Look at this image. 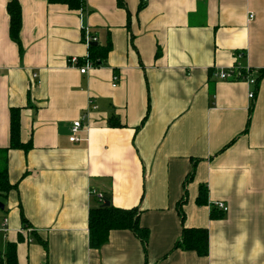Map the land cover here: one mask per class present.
<instances>
[{
	"label": "crops",
	"instance_id": "1",
	"mask_svg": "<svg viewBox=\"0 0 264 264\" xmlns=\"http://www.w3.org/2000/svg\"><path fill=\"white\" fill-rule=\"evenodd\" d=\"M90 37L111 48L81 74L68 61L86 62ZM236 64L264 70V0H0V150L11 109L30 147L7 154L0 255L13 243L18 264H264V76L254 89L214 77ZM98 195L139 211L146 251L127 230L89 248ZM182 228L207 230V257L174 249Z\"/></svg>",
	"mask_w": 264,
	"mask_h": 264
},
{
	"label": "trees",
	"instance_id": "2",
	"mask_svg": "<svg viewBox=\"0 0 264 264\" xmlns=\"http://www.w3.org/2000/svg\"><path fill=\"white\" fill-rule=\"evenodd\" d=\"M50 4H61L67 6L70 10L77 11L85 8V0H48ZM119 7H123L119 2ZM7 13L9 16V38L18 47L20 55L22 48L19 41V33L21 28V12L20 7L16 2H10L7 5ZM110 45L100 46L97 43L89 45V54L86 62L92 64L94 67L103 63L110 51ZM82 65V61H78ZM264 76V70L257 78L258 81ZM250 116V114H249ZM19 109H11L10 111V147L9 149L0 150V195L5 196L10 192L14 186L9 183L7 171V154L9 150H23L27 152L29 145H23L19 139ZM112 120V119H111ZM249 124V122H248ZM109 126L115 127L114 124L109 123ZM190 175L186 178V182ZM199 195L196 199L197 205L206 204V189L204 186L199 187ZM186 193L183 194L178 207L181 221L184 219V214L181 212L180 206L184 204ZM97 205L90 208L88 214V236L89 248L97 250L101 248L107 241L109 234L113 231L127 230L131 231L134 236L140 241L144 251L148 242L149 232L146 228L139 225V211L137 209L124 211L114 208L110 204V200L103 198L102 201L97 200ZM104 203H108L104 206ZM215 218L211 214V219ZM175 250L185 252H192L200 258L208 255V233L207 230L201 228H182L180 239L174 246ZM0 264H18L16 257V244L8 243L6 251L0 255Z\"/></svg>",
	"mask_w": 264,
	"mask_h": 264
},
{
	"label": "built area",
	"instance_id": "3",
	"mask_svg": "<svg viewBox=\"0 0 264 264\" xmlns=\"http://www.w3.org/2000/svg\"><path fill=\"white\" fill-rule=\"evenodd\" d=\"M91 43H96V39L94 37L88 38L87 44L90 45ZM68 64L71 66L77 67L81 74L86 73L91 67H93L92 64H90L88 62H84L81 66H78L79 65L78 59H76V58H71L68 61ZM32 77H33V79L37 78L36 75H33ZM214 77L221 80V81L245 82V83H247V85H249V87H251V89H254L257 87V78L253 75V71H251L250 69L240 68L237 64L230 67V68L221 69V70L215 72ZM117 81H118V77H116V76L113 77V85L115 83H117ZM38 84H40V83L38 82ZM248 97H249V99H253L254 91L250 92ZM85 119H86V116H83L79 120L75 121L72 124L71 136L69 138L70 143H77V142L81 141L78 138V133L83 128V124H84ZM97 197L99 198L100 201L103 200L101 195H98ZM212 206H213V208H216V209L222 211L223 213H226L228 211V208L221 202H216ZM6 223H7V220L4 219L3 229H2L3 232L6 231L5 230ZM26 230H27V232L31 231L29 229H26Z\"/></svg>",
	"mask_w": 264,
	"mask_h": 264
},
{
	"label": "water",
	"instance_id": "4",
	"mask_svg": "<svg viewBox=\"0 0 264 264\" xmlns=\"http://www.w3.org/2000/svg\"><path fill=\"white\" fill-rule=\"evenodd\" d=\"M108 203H104V206H107ZM3 205L0 203V210H3Z\"/></svg>",
	"mask_w": 264,
	"mask_h": 264
},
{
	"label": "rangeland",
	"instance_id": "5",
	"mask_svg": "<svg viewBox=\"0 0 264 264\" xmlns=\"http://www.w3.org/2000/svg\"><path fill=\"white\" fill-rule=\"evenodd\" d=\"M1 201H2V200L0 199V203H1Z\"/></svg>",
	"mask_w": 264,
	"mask_h": 264
}]
</instances>
